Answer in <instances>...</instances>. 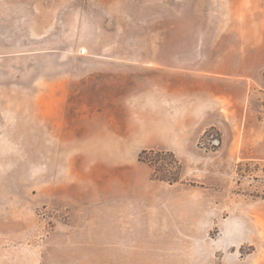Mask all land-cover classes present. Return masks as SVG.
<instances>
[{"label": "rangeland", "instance_id": "obj_1", "mask_svg": "<svg viewBox=\"0 0 264 264\" xmlns=\"http://www.w3.org/2000/svg\"><path fill=\"white\" fill-rule=\"evenodd\" d=\"M122 195L170 202L181 264H264V0H0V254L61 258L52 224Z\"/></svg>", "mask_w": 264, "mask_h": 264}, {"label": "crops", "instance_id": "obj_2", "mask_svg": "<svg viewBox=\"0 0 264 264\" xmlns=\"http://www.w3.org/2000/svg\"><path fill=\"white\" fill-rule=\"evenodd\" d=\"M60 69L69 70L67 64L59 63ZM88 67V66H87ZM80 66V68H87ZM102 69V66H98ZM74 70V69H70ZM84 70V69H82ZM91 71L112 73V67L104 70ZM86 80L95 74L85 75ZM79 81L73 73H60L55 76L52 90L41 94L45 111L52 112L61 120L69 118L74 102L70 101L73 94L72 83ZM48 86V83H47ZM89 109L88 99H78ZM80 111V108H76ZM58 125H63L62 121ZM180 143L155 141L146 145L147 149L165 147L179 150ZM105 201L109 208H102ZM170 202L160 196H118L112 199L98 198L86 206L66 212L67 219L52 224V230L66 232L68 238L61 244L64 253L61 258L43 257L45 262L52 264H181V250L178 239L179 219L176 214L168 213ZM91 233L90 239L80 238L83 233ZM98 233L110 235V240L101 241ZM173 238L168 243L167 238ZM67 248V249H66ZM5 260L1 264H19L21 255L0 254ZM41 264V259H40Z\"/></svg>", "mask_w": 264, "mask_h": 264}, {"label": "trees", "instance_id": "obj_3", "mask_svg": "<svg viewBox=\"0 0 264 264\" xmlns=\"http://www.w3.org/2000/svg\"><path fill=\"white\" fill-rule=\"evenodd\" d=\"M158 152H161L163 153L164 151H161V150H156V149H143L140 157H141V160H143L144 162H147L149 164H152L153 161L147 157V155L149 153H158ZM170 152V151H169ZM172 154V157H173V163H175L177 165V168H180V163L176 157V155L171 152ZM159 170L158 168H156V171ZM161 181H165V182H169V183H174V182H178V179H177V176H171V175H164V176H157Z\"/></svg>", "mask_w": 264, "mask_h": 264}, {"label": "built area", "instance_id": "obj_4", "mask_svg": "<svg viewBox=\"0 0 264 264\" xmlns=\"http://www.w3.org/2000/svg\"><path fill=\"white\" fill-rule=\"evenodd\" d=\"M82 52H83V53H85V52H86V49H85V48H83V49H82ZM218 143H219V141H218V142L216 141V142H214V144H213V145H216V144H218Z\"/></svg>", "mask_w": 264, "mask_h": 264}]
</instances>
